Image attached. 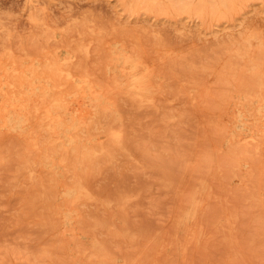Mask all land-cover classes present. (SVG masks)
<instances>
[{"label": "rangeland", "instance_id": "374dc122", "mask_svg": "<svg viewBox=\"0 0 264 264\" xmlns=\"http://www.w3.org/2000/svg\"><path fill=\"white\" fill-rule=\"evenodd\" d=\"M148 6L0 0V59L44 45L71 71L63 125L104 106L73 139L0 111V264H264V0Z\"/></svg>", "mask_w": 264, "mask_h": 264}, {"label": "bare ground", "instance_id": "6f19581e", "mask_svg": "<svg viewBox=\"0 0 264 264\" xmlns=\"http://www.w3.org/2000/svg\"><path fill=\"white\" fill-rule=\"evenodd\" d=\"M131 1L135 3H146L147 5H149L148 7L153 6L155 4H163L164 6L174 5L182 6L186 9H189L191 7V4H193L195 0ZM229 1L232 0H200V4H202L203 6H208V8L212 10L213 17H216L220 16L223 13V10L229 4ZM80 37L82 38V36ZM93 37L104 42L105 32L102 29L98 28ZM109 48L111 49V47ZM39 49L41 50L38 51L37 57L31 56L24 61L18 60L13 54H10V51H8V53H6L0 59V73L3 70L10 71L13 72L12 75L15 76V79H9L5 82L4 86L2 85V90H4V96L2 98L3 101L0 102V111L8 109L19 110L24 113V123L30 120H35L37 121L36 124H39L38 126H41V123L47 121V130L52 132V135L57 137L61 136L62 129L69 128L71 130H68L66 134L67 136H69V138L73 139L76 131H73V129L77 128L76 125H78L79 128L81 127L80 130L88 128L89 125H91L90 123L97 116H100V109H103L104 106L102 104L101 99L97 98H92L90 100V103L87 104V100L85 99V97L82 96L81 99H77L75 104H78L74 107H76V109H78V107L85 108L86 113H84V119L78 118V120H76L75 122H69L63 125V119L61 116L72 106L70 103L73 102V100L67 101V98L58 96L53 97V94L51 92L58 90L57 88L60 86L59 84L61 82L59 81L61 78H65L66 81L71 80V71L67 67H64L59 62V60L53 55V53L49 49L45 48L44 45H42ZM123 62H125L127 68L131 70H134L137 66H139L138 61L132 59L131 56H126ZM27 73L31 75L28 78L25 75ZM151 79H153V76L146 73L145 75L133 79L129 82V86L132 88L133 92L135 93V96L142 97L144 95V91L147 89V84L151 81ZM80 81V92H85L87 89H90L92 92L98 90L93 86L89 85L90 82L88 79H81ZM38 84H42V86L45 85L48 88L40 92H36L35 97H32L29 100L30 97L28 93L21 87L28 85L30 88L33 89ZM64 87H66V85ZM101 92L102 90L100 91V93ZM25 100L29 101L25 102ZM36 100L37 102H35ZM85 103L87 105H85ZM110 136H119V134L113 132V135L111 134Z\"/></svg>", "mask_w": 264, "mask_h": 264}]
</instances>
